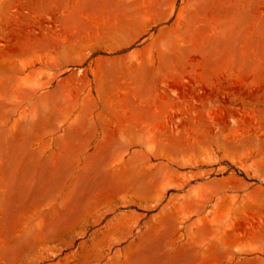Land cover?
Returning a JSON list of instances; mask_svg holds the SVG:
<instances>
[{
  "label": "rangeland",
  "instance_id": "rangeland-1",
  "mask_svg": "<svg viewBox=\"0 0 264 264\" xmlns=\"http://www.w3.org/2000/svg\"><path fill=\"white\" fill-rule=\"evenodd\" d=\"M0 264H264V0H0Z\"/></svg>",
  "mask_w": 264,
  "mask_h": 264
}]
</instances>
